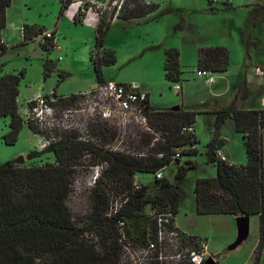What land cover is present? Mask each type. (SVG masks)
Listing matches in <instances>:
<instances>
[{"label":"trees","instance_id":"16d2710c","mask_svg":"<svg viewBox=\"0 0 264 264\" xmlns=\"http://www.w3.org/2000/svg\"><path fill=\"white\" fill-rule=\"evenodd\" d=\"M70 3L71 0H61L60 14ZM9 5L10 0H0V58L7 50L1 41V32L5 28V13ZM132 5V8L121 7L116 14H112L110 20L101 17L97 11L100 18L94 33L93 49L89 55L96 87L113 82L108 81L103 72L105 67L116 63L114 52L104 47L105 37L114 22L113 19L119 22L144 24L171 12V8L160 10L157 4L143 0H132ZM88 6V3H85L83 8H79L73 19L75 23L81 22ZM42 32L43 29L24 26L23 40L26 42L36 38ZM54 48L55 43L52 41H45L42 44V49L47 53ZM228 67L227 48L215 46L198 49L196 70L225 73ZM162 69L164 79L168 83L173 85L181 82L182 71L177 49L164 50ZM49 71L50 68L44 65V72L47 74ZM24 73V70L5 73L0 62V119H9L8 132L2 138L4 144L8 146L16 143L23 125H26L34 135L48 134L18 113L17 97ZM67 77L66 72H58V84ZM52 93L57 99L53 107L61 110L73 108V105L85 96L82 94L57 96L55 91ZM245 93L246 83L241 81L234 100L243 98ZM146 110L148 121L156 130L164 133L165 142L149 150L144 158L125 155L90 141H81L75 135L76 131H63L65 133L63 137L56 139L46 149L27 155V159L31 160L41 157L44 152H49L53 156V161L29 166L7 161L0 165V264H119L123 253L122 245L118 241V222L123 223V232L128 242L134 247H143L146 244L148 229L151 230L150 237L155 231V221L149 213L147 215L144 213L145 207L151 211L156 209L157 212H163L170 207L173 215L177 214L178 206L183 199L180 184L187 170L195 167L193 163L186 161L176 167L174 183L164 178L162 180L153 178L155 183L152 187L155 190L153 193L149 192L151 186L147 185H140L139 191L134 194L132 188L136 182V175H153L158 170L170 166L174 162L171 158L173 149L196 144L195 137H191L190 142V137L182 136L178 131L183 125H194L197 113L158 110L150 105L146 106ZM226 118L232 120L234 130L242 136L246 163L235 166L216 160L214 139L208 146L207 158L209 162L215 163L216 177L195 181L193 188L195 213L203 216L229 215L234 218L258 216L263 220L264 153L261 133L264 129V109H237L233 101L227 108L216 111L215 138L218 136V127ZM92 121L109 124L107 120L99 117ZM111 125L113 130L111 137H116L117 128ZM133 132L139 138L140 145L146 147L149 137L138 128H134ZM105 133L104 128L101 134ZM153 152L155 154L163 152L164 155L157 158ZM195 154V150L185 149L181 152V155ZM86 157L91 166L103 164L105 170L94 182L90 223L79 227L72 221L66 201L72 191L75 167L80 166ZM107 184L114 186L119 193L125 194L115 214H109L112 194L108 193L109 191L105 192ZM90 231L95 232L98 241L87 237ZM182 236L185 246L198 248V237L184 234ZM259 252L260 245L256 258Z\"/></svg>","mask_w":264,"mask_h":264},{"label":"rangeland","instance_id":"374dc122","mask_svg":"<svg viewBox=\"0 0 264 264\" xmlns=\"http://www.w3.org/2000/svg\"><path fill=\"white\" fill-rule=\"evenodd\" d=\"M99 2L97 6H93L92 8L107 20H110L112 14H116L121 7H133L132 0H101ZM147 2L157 4L160 10L171 8V12L157 18V20H149L144 24H137L136 22H112L105 37L104 47L114 52L116 63L103 69L106 78L113 80V82H125V84H139L143 87H150L156 100L155 105L158 107L172 108L178 106L181 94L172 90L173 85L164 79L162 69L163 49L175 47L181 53V62L183 64L181 67L184 80L182 83L185 90L183 102L191 106L192 109H202L203 107L197 106L199 101L205 99L212 88L214 91L217 89L215 86L209 87L210 85L204 84L206 76L203 78L189 76L188 74L190 72L194 73V71L192 67L186 66L194 64L197 48L216 45L228 47L231 50L232 76L237 74L243 58L244 41L242 37L249 33L252 23L261 18H255L254 12H249L246 8L247 5L256 2V0H218L214 4H210L208 0H151ZM232 2L239 6L233 5L231 7ZM153 14L151 17H153ZM260 23L262 31L261 33H257L259 34L258 38L260 37L261 44L256 49L251 47L249 53H247V58L248 60H252L253 56H258V64H260L264 71V17L260 19ZM92 38L93 35L91 40ZM91 44L93 47L94 41ZM158 44L161 45V49L151 48ZM88 47L82 45L77 47L71 56L68 54L69 59L65 65L60 60V53L55 50L45 53L44 57H48L52 64H56L55 70L62 72L61 68H65L64 70L68 74V77L59 83L61 86L60 92L65 94L81 85L87 88L90 83L95 82L92 66L89 62ZM29 51L27 61L25 59L24 61L15 60L12 53L6 56V59L9 60L7 63L9 69L10 67H19L21 68L20 70H24L25 72L17 98L18 113L23 118L29 102L27 100L30 97L33 99L37 94L49 92V86L53 83L57 85L59 81L58 73L50 70L49 78L47 79L46 77L47 82L43 84L45 63L43 58L41 59L40 57V49L29 48ZM4 59L5 57L2 60ZM261 81L264 87V74L261 76ZM36 89H38V93L34 94ZM43 89L45 91H42ZM94 90L88 91L90 94H86L83 96L84 98L79 99L73 105L74 109L84 108L87 110L80 118L82 126L80 131H77L75 135L100 147L110 148L116 139L114 136L111 137V132H113L111 128L112 123L108 122L109 124H106L102 121H92V119L98 118L99 110L91 112V107L95 101L101 102L99 96L94 93ZM225 99L226 96H223L219 99V102H224ZM261 105L264 107V98L261 100ZM205 109H207V106ZM55 111L56 115L63 117L62 113L64 110L58 108ZM8 122V118L0 119V165L7 161L14 162L20 156L24 159L22 166L52 161L53 157L49 152H44L39 158L27 159L29 153L37 152L35 145L37 144L38 137L28 130L26 125H23L15 144L11 146L5 145L2 138L8 132ZM208 125L206 117H199L197 119V127L195 129H197V136L200 140L197 145L199 153L190 157H182L181 159V165L189 160L195 167L187 170L184 180L180 184L183 199L175 215V221L181 223L185 231L191 236L207 239L208 257L214 258L218 264H256V252L259 243L260 241L261 243L264 241V218L261 220L258 216L251 217L249 219L246 239L236 247L228 249L237 237L235 218L229 215L196 216L194 213L193 187L195 181L201 178L216 177L215 164L209 162L207 158L208 149L205 144L210 136ZM45 126L48 136L54 140L62 138L65 134L63 132L64 129L61 127L51 126L47 122ZM104 128L106 129V133L101 134ZM223 132L225 139H228L232 143L233 158L239 157L235 161H242L244 153L243 149L239 148L241 137L236 136L228 125H225ZM235 138H237V143H235ZM129 143L134 144L136 141L130 140ZM104 170V165L99 166L98 169L95 166H91L87 157L81 161L80 166L75 167L72 191L66 201V205L76 226L83 227L90 223L91 195L94 188L93 177L95 175L101 177ZM174 175L175 166L170 165L164 171V176L169 182L174 183ZM138 180L143 184L151 183V193L154 192L152 187L155 186V183L153 182L152 175H139ZM136 183L138 184V182ZM106 191L112 194L110 198L111 204H122L124 192L119 193L114 189V186L112 187L109 184L105 187ZM150 211L148 207L144 208L146 215ZM87 237L93 239V241H98L94 231H90ZM135 249L133 259H131L129 254H125L126 257H121L119 264L154 263V252L150 254L152 259L148 260L140 252V247ZM165 252L169 258L161 264H190L184 250L180 251L173 247H168ZM260 263L264 264V250L261 253Z\"/></svg>","mask_w":264,"mask_h":264},{"label":"crops","instance_id":"0c3cea01","mask_svg":"<svg viewBox=\"0 0 264 264\" xmlns=\"http://www.w3.org/2000/svg\"><path fill=\"white\" fill-rule=\"evenodd\" d=\"M99 1L101 0H71V3L69 4V6L63 11V13L60 14L61 0H10V5L6 9V13H5V19H6L5 28L1 32V41L7 47L6 52L0 58V62L3 64V71L5 73H16L20 71L21 68L19 67H10V69L7 67V63L9 60L6 59V56L12 53V55L15 57V60L19 59V60L24 61L25 59L27 61L29 57V53H30L29 48H34L35 50L37 48L40 49V57L41 59L43 58V61L45 63L44 65L52 64V62L49 61L48 57H44L45 53L47 52H45L42 49V44H43L42 40L33 38L31 40L24 42L23 40L24 26H31V27H34L35 29L40 28V29H43V31H52L54 33V38H55L54 40L55 48L53 50H55L56 52L62 55V56L60 55L59 57H60V60H62V63L64 65L67 64L68 62L67 61L69 59L68 54L69 56H71L73 51L77 47H80L82 45H85L86 47H88L89 45L88 49H89V55H90V52L93 49L91 43L94 41L95 29H96V26L100 18L97 11L94 10L92 7L97 6L100 3ZM143 1L147 2L151 0H143ZM85 3H88L89 8L87 7V10L84 12L81 22L75 23L73 19L79 10V6L83 4L85 5ZM231 4H229L231 5V7L233 5H236V7L239 6L238 4L233 3V2ZM246 8L249 10V12L250 11L252 13L254 12L255 18L264 17V12H263L264 11V0H256V2H252V4L247 5ZM260 19H257L258 21L257 20L254 21L251 25V29L249 30V33L245 36L243 35L242 37L244 41L243 42V45H244L243 58L238 68L237 74L232 76L231 50L228 47H226L229 51L228 70L225 73L207 72V76H208L207 78L209 79V82L204 81V84L210 85L209 87L215 86L217 90L214 91L212 88L208 96L205 99H201L199 101L197 106L203 107L202 109H192L191 106L184 104L183 99H184L185 90H184V86L182 83L184 82L183 72L180 77L181 82H179V85L181 87L180 103L178 104L179 108H181V110L183 111H194L197 113L195 116L194 128L197 127L196 121L199 117L207 118L208 123H209L208 132L210 136L206 141V144H205L206 148L207 149L209 148L208 146L214 139H216L215 144L217 141H220L221 143L220 151L225 157L226 162L228 164L235 165V166H241L246 163V155H245V151L243 147L242 136L241 134L237 133L234 130L232 120L230 118H226L223 121V123H221L220 126L218 127L219 128L218 136L215 138L214 132L216 130V126H215L216 111L227 108L229 105L232 104L233 101H234V106L237 109H241V110H262L264 109V107L261 105V100L264 98V87L261 81V76L264 74V71L262 67L260 66V64H258L259 62L257 60L259 58L258 56H253L252 60L251 59L248 60L247 58V53H249V50L251 49V47L256 49L261 44L260 37L258 38L259 36L258 33L259 32L261 33L262 31ZM113 21H116V19L114 18ZM92 35H93V38L91 40ZM247 44H248V47H247ZM215 46L216 45L209 46V47H215ZM153 47L161 49V45L159 44L154 45ZM169 48L177 49L175 47H166L163 49V51ZM199 48H202V47H199ZM199 48H197V51ZM178 53H179V64H180V70H181V67L183 64L181 62V53L179 51ZM4 57L5 59L2 60ZM163 60H164V55H163ZM89 62H90V59H89ZM196 63H197V54H196L194 64H192L191 66H186V67H192L194 71V73L190 72V74L188 75L194 78H200L195 74ZM54 65H55L54 69L51 67L49 68L52 72L58 73L59 70L58 71L55 70L57 66L56 64ZM61 69H62V72L63 71L65 72L64 70L65 68H61ZM51 71L47 72L46 76H44V72H43V76H44L43 81H42L43 84L47 82L46 77L47 79L49 78V74ZM106 79L108 81H113V80H110L109 78H106ZM241 81H245L246 87H247V93H245V96H243V98L239 97L234 100V97L238 90V86L241 83ZM21 83L22 82H20V85ZM116 83H125V82H116ZM54 84L55 83L49 86L50 88L48 89V91H55V94L57 96H68L70 94H82V93H86L96 88V83L92 82L88 85L87 88L81 85V86H78L76 89L64 94L60 92L61 86L58 83L57 85H54ZM137 85L142 91L147 93L148 103L151 107L158 109V110L171 109L167 107L156 106L155 105L156 100H155L154 95L152 94V89L147 86L143 87V86H140L139 84ZM37 91L38 89L34 91V94ZM42 91H45V90L43 89ZM223 96H226V99L224 100V102H219V99L222 98ZM31 99L32 98L30 97L27 101H30ZM206 106H207V109H205ZM225 125H228L234 131L236 136L241 137L239 148L243 149L244 158L242 161L240 160V162L235 161L239 159V157L233 158L234 154H233L232 147H231V144H232L231 141H229L228 139L226 140L225 137L223 136L224 135L223 128L225 127ZM196 130L197 129H195L196 144L193 149H187V150H190V151L195 150L197 154L199 153L197 149V145L199 144L200 140L198 139ZM235 139H236L235 143H237V138ZM261 143H262V149L264 153V129L262 130V133H261ZM190 156H194V155H180V158L175 160L171 164L175 166V171H176V167L178 165H181L182 157H190ZM187 161L189 162V160ZM212 164H215V163H212ZM166 168L162 170L164 179H167L164 176V171L166 170ZM139 175H142V174H138L135 176V180L136 182H138V184L152 186L151 183L143 184L142 182H140L138 180ZM263 176H264V165H263ZM151 190L152 189L149 190L150 193H151ZM193 196H194V193H193ZM194 213H195V196H194ZM196 216H203V215L196 214ZM206 216H211V215H206ZM252 217H255V216H252ZM250 218L251 217H249V219ZM175 224H176V228L178 229L180 233L186 236H191L185 231L181 223L175 221ZM263 242L264 241H262L261 243L260 241L259 243L260 252L258 254V257L256 258V264H261L260 263L261 253L264 250Z\"/></svg>","mask_w":264,"mask_h":264},{"label":"built area","instance_id":"2783aa9c","mask_svg":"<svg viewBox=\"0 0 264 264\" xmlns=\"http://www.w3.org/2000/svg\"><path fill=\"white\" fill-rule=\"evenodd\" d=\"M208 2L214 4L218 0H208ZM83 5H80L79 8H83ZM36 39L45 41H52L54 43V34L52 31H44L39 34ZM195 74L203 78L205 82H209L207 78V72L205 71H195ZM173 91L179 93L181 87L179 84H173ZM100 101H95L91 107V112L99 110L98 117L111 122L117 128V136L115 142L109 148L113 151L123 153L136 158H144L147 156L149 150L157 148L159 144L165 142L163 137L164 133L159 130H156L154 126L150 124L147 117L146 106L148 103L147 93L142 91L137 84H117L114 82H108L103 86H97L94 90ZM90 94V92L82 93V95ZM57 103V99L54 98L52 91L37 94L33 97L31 101L28 102L25 109V119L33 122L37 125L41 131H46V122L51 126L61 127L64 131H80L82 123L80 118L84 115V112L87 111L84 108H68L65 109L62 113L63 117L56 115L55 107L53 104ZM90 119V118H89ZM50 121V122H49ZM134 128H138L143 134L149 137V143L146 147H143L139 143V138L133 132ZM179 134L185 137H190V142H192L191 137L196 138L194 125H183L179 128ZM38 137L36 150L38 152L43 151L54 139L50 138L48 134L36 135ZM81 141H88L86 139L78 138ZM130 140H135L136 143L130 144ZM195 144H188L179 148L173 149V154L171 155L172 161H175L180 158L181 152L185 149H193ZM157 158L163 157L164 153L159 152L155 154ZM215 159L221 162L227 163L225 157L220 150L214 151ZM228 164V163H227ZM231 165V164H229ZM97 165L96 169L99 168ZM162 170H158L152 176L154 180H162L163 174ZM98 175L93 177V182H95ZM140 185L136 182L133 184L132 193L139 191ZM127 198H125V201ZM124 201V202H125ZM120 205L111 204L109 208V214H115L119 209ZM150 217L155 221V231L150 237L151 230L147 231L146 244L143 247H140V252L146 259H152L151 253H155L153 261L158 264L163 263L168 260L166 255V249L168 247H173L176 250L185 251L186 256L190 264H203L205 259L208 257L207 248L208 240L207 239H198V248L190 249L188 245L185 246L183 234L178 231L175 224V216L172 213L170 207H167L163 212H157L156 209L152 210ZM117 228L119 231L118 241L122 245L123 257H126L125 254H129L131 259H133V254H135V248L131 243L128 242L124 232H123V223L118 222Z\"/></svg>","mask_w":264,"mask_h":264},{"label":"water","instance_id":"95a60500","mask_svg":"<svg viewBox=\"0 0 264 264\" xmlns=\"http://www.w3.org/2000/svg\"><path fill=\"white\" fill-rule=\"evenodd\" d=\"M48 67H51V68H55V65L54 64H51V65H47ZM170 110L172 111H177L179 110V106H174L172 107ZM221 149V143L220 141H217L216 142V146L214 148V151H218ZM24 163V159L22 156L18 157L15 161H14V164L16 165H23ZM235 226H236V230H237V237L234 241V243L228 248V249H231V248H234L236 247L237 245H239L243 240L246 239L247 235H248V228H249V217H237L235 218ZM203 264H218L214 258L212 257H207L204 261Z\"/></svg>","mask_w":264,"mask_h":264},{"label":"bare ground","instance_id":"6f19581e","mask_svg":"<svg viewBox=\"0 0 264 264\" xmlns=\"http://www.w3.org/2000/svg\"><path fill=\"white\" fill-rule=\"evenodd\" d=\"M94 54V53H93Z\"/></svg>","mask_w":264,"mask_h":264}]
</instances>
